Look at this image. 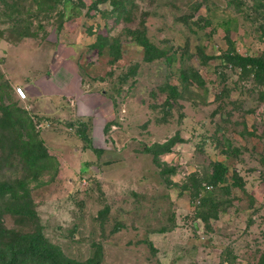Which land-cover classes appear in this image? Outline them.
Instances as JSON below:
<instances>
[{
  "label": "rangeland",
  "instance_id": "obj_1",
  "mask_svg": "<svg viewBox=\"0 0 264 264\" xmlns=\"http://www.w3.org/2000/svg\"><path fill=\"white\" fill-rule=\"evenodd\" d=\"M110 1L0 0V264H44L29 234L57 264H264V77L225 58H264L262 6Z\"/></svg>",
  "mask_w": 264,
  "mask_h": 264
},
{
  "label": "trees",
  "instance_id": "obj_2",
  "mask_svg": "<svg viewBox=\"0 0 264 264\" xmlns=\"http://www.w3.org/2000/svg\"><path fill=\"white\" fill-rule=\"evenodd\" d=\"M61 1L63 4L67 2V0H57ZM258 2V4H254L256 6V10H259L258 6H262L261 12L263 13V18H264V2L262 0H255ZM110 14L114 15H119L120 12L124 9L125 5L124 2H131V0H111L110 1ZM258 5V6H257ZM260 12V13H261ZM264 20V19H263ZM136 42L141 45L146 53H150L153 51H156L159 53L161 50L158 49L153 43L148 40V38L145 36L144 33H141L135 37ZM100 48L103 47V44L99 46ZM160 50V51H159ZM225 58L231 61L236 62L243 70L245 71H251L254 73V75L259 76L261 78L264 77V58L259 56V57H251V56H246L243 57L238 54H232L228 52L225 55ZM194 77V76H193ZM196 77V76H195ZM196 79V78H195ZM4 91V90H3ZM1 99V98H0ZM12 108L14 107L11 105ZM3 111L6 113V117L10 115V110L11 109L9 106L8 107H3ZM11 115L14 114V111ZM16 123H19L22 126L23 120H19V118L15 119ZM25 121V120H24ZM105 128V127H104ZM83 130L81 129L80 132ZM38 135L31 134L29 135V141L26 142L24 145V148L21 150L22 153V158L24 159V162L28 166L29 172L31 173L32 176L38 175L45 167V161L48 157L47 153L45 152V147L43 145V142L37 138ZM223 165L217 164L215 165V173H212L211 177L213 179L216 178L217 174L221 173L223 170ZM28 236L24 240V248L25 250L23 251V255L25 258L29 260H40L44 264H57L55 263L53 259V255L47 249L45 248V243L42 240L41 235L36 236V235H26ZM71 263V262H70ZM91 264V263H90Z\"/></svg>",
  "mask_w": 264,
  "mask_h": 264
},
{
  "label": "crops",
  "instance_id": "obj_3",
  "mask_svg": "<svg viewBox=\"0 0 264 264\" xmlns=\"http://www.w3.org/2000/svg\"><path fill=\"white\" fill-rule=\"evenodd\" d=\"M63 60V59H62ZM70 70H72V69H70ZM71 75H72V71L71 72H69ZM60 85V84H59ZM69 91H72L73 90V87H71V86H69V85H67V87H66ZM72 89V90H71ZM77 91V93L76 94H81V92H83V91H80L79 89L78 90H76ZM43 92H45V91H43ZM48 93V92H47ZM49 93H51L52 95H55L54 93H57V91H49ZM83 94V93H82ZM43 95H45V94H43L42 92L40 93V92H38L37 93V95L36 96H43ZM92 96V95H91ZM90 96V98H89V101H91L92 103H94V101L92 100V97ZM93 98L95 99V101H96V98H97V95H93ZM90 102V103H91ZM102 104V103H101ZM101 104H100V106H101ZM80 105V104H79ZM79 105H77L76 107H75V109H76V113H77V115H79L80 117H82L83 115L84 116H88L89 114L88 113H86V112H80V109H79ZM95 105H96V103H95ZM58 109H61V108H58Z\"/></svg>",
  "mask_w": 264,
  "mask_h": 264
},
{
  "label": "built area",
  "instance_id": "obj_4",
  "mask_svg": "<svg viewBox=\"0 0 264 264\" xmlns=\"http://www.w3.org/2000/svg\"><path fill=\"white\" fill-rule=\"evenodd\" d=\"M15 93L17 94V96H19L21 99H25L26 98V92L24 90L23 87H16L15 88Z\"/></svg>",
  "mask_w": 264,
  "mask_h": 264
}]
</instances>
